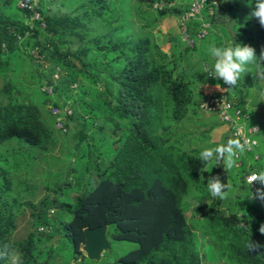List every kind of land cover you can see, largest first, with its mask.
<instances>
[{"label":"trees","instance_id":"obj_1","mask_svg":"<svg viewBox=\"0 0 264 264\" xmlns=\"http://www.w3.org/2000/svg\"><path fill=\"white\" fill-rule=\"evenodd\" d=\"M18 1L0 0V264H10L15 251V264H85L84 228L103 223L110 240L136 246L116 259L109 250L100 260L90 258L97 264H264V248L245 247L249 240L264 245V210L250 196L226 207L208 193L206 204L194 206L198 219L191 224L181 203L204 166L200 147L185 145L191 131L181 125L200 111V82H223L203 69L192 75L198 60L176 71L195 42L184 45L181 34L163 38L167 49L157 42L162 19L182 14L191 0H165L162 8H154L157 0H85L68 13L50 10L48 0H36L33 8ZM217 2L208 0L201 16L188 21L190 37L204 21L215 24L223 7L232 14L238 6ZM255 20L259 56L264 27ZM202 60L214 64L209 55ZM54 106L73 109L66 130L53 129ZM210 130H203L200 142ZM51 155L65 166L67 179L81 169L75 201L52 197L57 188L50 184L39 201L21 198V190L33 191L29 163ZM228 173L215 164L222 183L230 181ZM240 183L246 186L243 177ZM25 209L29 232L12 239ZM62 211L73 215L67 220ZM199 223L201 235L212 238L201 242ZM62 230L68 242L53 244Z\"/></svg>","mask_w":264,"mask_h":264},{"label":"rangeland","instance_id":"obj_2","mask_svg":"<svg viewBox=\"0 0 264 264\" xmlns=\"http://www.w3.org/2000/svg\"><path fill=\"white\" fill-rule=\"evenodd\" d=\"M85 0H48L47 5L49 6V9L52 11H55L56 13H68L70 11H76V9L80 6V4ZM136 3V0H129L131 4ZM177 2H181L182 0H176ZM238 2V6L234 8V12L230 14L228 12L227 8L223 7L218 11L215 24H213L209 28V33L206 34L203 37H200L198 35H195L194 37L190 38V41L196 43V49L194 50L192 48V52L186 57H183L182 60H178L176 62L177 68L176 71H178L182 66L187 65V62L193 63L194 61L198 60L199 63L195 62V71H192V75H198L200 72L202 73V69L200 66L204 65L205 70L206 68H209L208 63H203L202 56L209 55V59H212L211 53L209 52V47L213 43L216 46H223L226 43H233L234 40L238 39L239 43L243 44H249L253 46L256 50L257 54V34H258V26L256 23L255 18H252L250 20H247L246 17L248 14L252 11V8L254 7V0H224V2L227 4L229 3H235ZM176 2V3H177ZM134 5V4H133ZM80 9V8H79ZM173 20L178 22V18L176 16H173ZM166 24H163L160 22L158 27L156 28V39L157 42L164 48L167 49L168 47H165V44L163 45V38L165 40L166 34H176L175 29L170 30L168 27L169 21L166 19ZM174 22V24L176 23ZM178 27V25L176 24ZM231 32L228 33V36H225L224 31ZM181 31V29H179ZM189 33V32H188ZM220 39H222V43L220 42ZM190 41L183 42L184 45L190 44ZM182 45L184 48L185 46ZM181 47V48H182ZM194 50V51H193ZM171 52V51H170ZM202 62V63H200ZM202 64V65H201ZM173 66L175 64L172 63ZM190 73V71H189ZM3 80L0 79V85L3 84ZM78 89V88H77ZM234 91H237L239 95L242 97L245 95H248L251 100L250 107L253 109V113L255 115V118H262L261 122L264 126V81L258 80V78H255L252 73H247L245 76H242L240 81L238 82V85L234 88H232ZM5 95V94H4ZM6 98L5 96H3ZM40 100V96H39ZM259 116V117H256ZM222 121L220 120L219 116L216 113L213 112H207L205 115V112L203 110H200L197 114L192 113L186 120L183 121V129L190 130L189 132V140L186 141L185 145L190 144L194 148H199L201 150H204L205 148L209 147H216L220 144L225 143V139L220 142H215L212 140L211 134L206 136L203 141L200 142L199 137L202 136L201 133L208 125H213L214 127H220L222 124ZM53 129L57 130V127L54 123ZM62 138H60L58 143V148L60 147V142ZM212 140V141H211ZM74 141V140H73ZM199 142V143H198ZM201 150L197 153H200ZM261 154L262 159L255 160L254 155ZM249 157L253 162H261L264 165V138L263 141H261L260 145L257 146L254 150V152L249 154ZM70 158V157H69ZM69 158L66 160L68 161ZM64 160V159H62ZM65 160V161H66ZM71 160V159H70ZM73 160V159H72ZM60 160L58 157H53L52 155L47 157L46 160H41L39 157L35 158V162L29 163V170L31 172V166L33 164V172L31 174V177L29 181L31 184H33V187H30L33 191H30L29 193H25L22 190L19 192L21 193L20 197L23 199H31L35 201H39L40 198L47 192V187L45 185L50 184L52 187L57 188L56 192H53L51 190L50 194L52 197H57L59 199L68 200V201H75L74 198L79 193V190H77V187L75 186V183H77L79 180V177L81 174V169L77 168L72 172V175L67 179L66 176V170H64L65 166L59 165ZM74 165H77V163L73 161H68L66 164L70 163ZM79 163H83V161H79ZM65 164V165H66ZM36 168V169H35ZM83 168V167H82ZM23 170H26L25 167H23ZM208 170L210 172H203L201 171L198 177H194L191 179L189 190L188 192L182 197V206L187 210V217L188 222L191 224L193 221H197L198 214H194V206L200 205V204H206L209 201L208 196V188L207 183L210 178L215 177V162L210 164L208 166ZM229 172V182L232 184V190L228 196L227 199L223 200L224 206L227 207V204H229V201L238 202V200L246 199L248 198L250 192L249 189L246 186H241L240 184V178H241V172L239 167H235L231 169ZM83 173V170H82ZM91 174H94V172H89ZM89 174L87 175L88 180ZM98 178H95L93 183L88 185L89 188H91L96 181H98ZM68 182L65 184V187H58L59 184H62L63 182ZM70 182L72 185H70ZM83 182V180H82ZM82 191V188H81ZM242 196V198L240 197ZM55 209V207H54ZM62 215L64 218L69 220L72 217V213L68 211H62ZM57 214L59 215L60 212L58 211ZM30 209H25V211L20 214L17 218V228L14 230V232L11 234L12 239H22L24 238L30 229ZM199 222V221H198ZM203 225L199 223V225L196 227V231L200 235L201 239V228ZM208 238L210 235H207ZM204 239V238H203ZM209 239H206L207 244L209 243ZM58 242H61L60 245L63 242H68V238L65 236L64 231L62 230L61 234H57L56 237L53 239V244H58ZM111 247L109 248L110 252V259L118 258L120 255L126 253L129 249H132L136 246L134 242L128 241V240H122L117 238H112L110 240ZM215 246V245H214ZM214 248V247H213ZM88 260V261H87ZM85 261V264H97V262L87 259ZM17 261V251L13 253L12 259L10 261V264H15Z\"/></svg>","mask_w":264,"mask_h":264},{"label":"clouds","instance_id":"obj_3","mask_svg":"<svg viewBox=\"0 0 264 264\" xmlns=\"http://www.w3.org/2000/svg\"><path fill=\"white\" fill-rule=\"evenodd\" d=\"M207 1L208 0L204 2V5ZM192 2L193 0H191L188 9H186L182 14L176 16L178 18V23H177L178 29H181V31H179L176 34H181L182 38L186 41H190V38H191L188 33V27H187L188 21L191 18L200 17L202 13V8L204 7L203 5V7L201 8L198 14L194 16H190L189 18L183 20L182 17L190 9ZM213 2L218 3L217 0H213ZM166 4H167V1L165 0H157L154 2L153 6L154 8H162ZM173 16L174 15H168L164 17L163 19L167 17H173ZM252 18L257 19L259 21L260 26L264 27V0H255V4H254V7L252 8V11L246 17L247 20H250ZM210 27H211L210 23L207 21H204L202 23V27L197 32V35L200 37L205 36L206 34L209 33ZM204 30L205 32L203 33ZM169 35H175V34H169ZM169 35L166 34V36H169ZM193 44L194 42L192 41L190 45H193ZM209 52L211 53V56L214 58V61H213L214 64H212L211 67L209 66V68H206L205 70V66H204L205 64L202 65L203 63L200 62L202 63L201 64L202 66L200 67L201 69H203V74L207 73L208 76H213L217 80H219L220 78L223 82L218 81L222 85L220 86V84H217L216 88L211 87L212 84H210V82H213V81H208L204 79L202 82H200L199 90L202 93L201 102H200V110H203V112H205V115L207 112L216 113L219 116L220 120L228 127V130L232 138H230L226 144H220L216 147L205 148L203 151L200 152L199 158L200 160L203 161V164H204L201 170L203 172L205 171L210 172L208 170V166L212 164L213 162H215V164L217 165H220L222 163L225 169V172L230 171L231 169L235 167H239L240 172H241L240 181L243 177L245 180L246 186L249 187L250 197L248 199L257 202L261 206V208L264 210V170H258L257 169L258 162H253L251 158L249 157V154L254 152L255 148L260 145V140L258 136H259V132L262 129V125L253 119L252 109L245 103L239 102L238 98H236V94L233 92L234 90L232 89L238 85V82L240 81L241 77L245 76V74L247 73H252L255 78H258V80L260 81H264V46H262L259 56L256 55V50L253 46L249 44L238 43V42L226 43L223 46H216L213 43L209 47ZM209 92H213L215 94H220L221 92H224L235 106L244 108L250 114L249 122L257 123L260 125V129L255 134V137L258 140L257 144H255L256 141L250 140L247 136L242 135L239 130H237L236 133L233 135L230 126L228 125V123H226L224 120L221 119L218 112L207 110L202 107L201 105L202 101L204 100V98ZM64 107H60L62 109L61 114L64 115L63 126H60V127L57 126V115L52 112V109L50 110L52 114L55 116L56 127L59 129L63 128L64 130H66L65 121L69 116L72 115L73 109L71 113H66L63 110ZM210 127L212 130L214 126L208 125L205 129H208ZM211 130L210 132L207 133L208 135L211 134ZM259 158H260L259 154L254 155L255 160H258ZM254 165L255 167H253ZM249 173L250 175L246 177V175ZM228 179H229V173H228ZM63 184L64 182L61 185ZM45 187H47V185H45ZM207 188H208L210 195L213 198H219L221 200H224L228 198L232 190V184L231 182L222 183L220 180V176L217 175L214 178H210L208 180ZM46 191H48V189ZM52 211H55V209L53 208ZM91 227H94V226H91ZM42 229L44 230L45 227H42ZM45 230H48V228H46ZM107 230H108V225H107ZM84 232H85V228H84ZM259 232L260 234L264 235V223L260 225ZM106 234H107V231H106ZM207 235L209 234H205V236L201 235V242H202V238H204V240L205 238H207ZM107 237L109 240V247L102 251L101 257L104 254V252L106 250H109L110 248V239H109L108 234H107ZM83 245L81 249L86 254L85 250L83 249ZM245 247L250 252H258L260 249L264 248V245H261L259 242H254L253 240H249L245 244ZM221 261L223 263V260Z\"/></svg>","mask_w":264,"mask_h":264},{"label":"built area","instance_id":"obj_4","mask_svg":"<svg viewBox=\"0 0 264 264\" xmlns=\"http://www.w3.org/2000/svg\"><path fill=\"white\" fill-rule=\"evenodd\" d=\"M205 1L206 0H193L190 9L183 15L182 19L185 20L190 16L198 14ZM34 3H36V0L18 1V4L21 7L33 8ZM39 16V12H34V18H37ZM204 32L205 30L203 31V33ZM201 105L204 109L218 112L221 119L228 123V125L230 126L233 135L237 130H239L242 135L247 136L250 140L256 141L255 144L258 143L255 134L260 129V125L257 123H250V114L244 108L235 106L224 92H221L220 94L209 92L202 101ZM63 110L66 113L72 112V109L68 106L64 107ZM52 112L57 115V126H63L64 115L61 114L62 109L59 106H54L52 107ZM250 173L247 174L246 177L250 175Z\"/></svg>","mask_w":264,"mask_h":264},{"label":"crops","instance_id":"obj_5","mask_svg":"<svg viewBox=\"0 0 264 264\" xmlns=\"http://www.w3.org/2000/svg\"><path fill=\"white\" fill-rule=\"evenodd\" d=\"M166 19L169 21V25H168V27L170 28V30H173V29H177L176 31H178L179 32V29H178V27L176 26V24L178 23V22H176V21H174L173 19V17H167V18H165V19H163V21H162V23L163 24H166L165 22H167L166 21ZM174 22H176L175 24H174ZM178 32H176V33H178ZM210 84H212L211 85V87L212 88H216V85L217 84H220V86L222 85L221 83H219V82H210ZM235 94H236V98H238V101L239 102H241V103H245L246 105H248L249 107H250V104H251V98L250 97H248V95H245V96H241V95H239L238 93H237V91H233ZM238 96V97H237ZM251 109H252V107H250ZM252 113H253V109H252ZM256 117H259V116H256ZM263 118V117H262ZM262 118H260L259 117V119L258 118H255V115H254V113H253V119L255 120V121H257V122H259L261 125H262V129H261V131L259 132V140H260V143H261V141H263V138H264V126H263V123L261 122V119ZM264 120V119H263ZM222 125L220 126V127H213V129L211 130V136H212V140H214L215 142H220V141H222V140H224L225 139V143L224 144H226L227 143V141L230 139V138H232L231 137V135H230V132H229V130H228V127L222 122L221 123ZM259 156H260V158L258 159V160H260L261 161V159H262V155L261 154H259ZM258 164H260L261 166H263L264 167V165L260 162H258Z\"/></svg>","mask_w":264,"mask_h":264},{"label":"water","instance_id":"obj_6","mask_svg":"<svg viewBox=\"0 0 264 264\" xmlns=\"http://www.w3.org/2000/svg\"><path fill=\"white\" fill-rule=\"evenodd\" d=\"M106 231V223L94 227H85V242L83 249L89 258L99 260L102 251L109 247Z\"/></svg>","mask_w":264,"mask_h":264}]
</instances>
